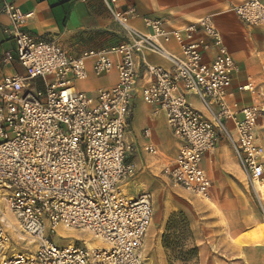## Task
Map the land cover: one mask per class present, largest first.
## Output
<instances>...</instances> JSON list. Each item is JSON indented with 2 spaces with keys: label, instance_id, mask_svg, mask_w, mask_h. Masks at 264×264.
<instances>
[{
  "label": "built area",
  "instance_id": "2783aa9c",
  "mask_svg": "<svg viewBox=\"0 0 264 264\" xmlns=\"http://www.w3.org/2000/svg\"><path fill=\"white\" fill-rule=\"evenodd\" d=\"M121 1L104 0L125 40L78 56L24 30L30 13L11 2L3 6L12 23L6 32L16 46L2 61L18 62L23 72L0 79V264H147L144 243L153 197L125 189L135 173L129 162L134 146L126 138L140 79L138 60L145 53L170 64L141 61L145 84L140 91L155 114L165 115L179 141L176 158L164 167L170 180L208 196L212 180L202 161L222 139L254 189L264 178V145L257 132L264 90L240 87L253 92V105L230 99L239 66L213 18L171 28L161 19L144 18L148 31H141L131 24L136 9L120 10ZM231 10L264 35V1L243 0ZM169 42L178 44L181 55L167 51ZM90 67L96 77L116 71L117 83L94 95L77 89V82L89 78ZM145 150L157 153L151 144ZM6 210L21 239L34 244L33 252H8ZM59 226L87 232L99 243L58 246L53 234Z\"/></svg>",
  "mask_w": 264,
  "mask_h": 264
},
{
  "label": "crops",
  "instance_id": "0c3cea01",
  "mask_svg": "<svg viewBox=\"0 0 264 264\" xmlns=\"http://www.w3.org/2000/svg\"><path fill=\"white\" fill-rule=\"evenodd\" d=\"M241 1L243 0H122L118 8L120 10L135 8L138 16L131 21V24L141 31H148L144 24V18L161 19L166 26L171 28L181 27L205 16H211L239 66V72L233 81V94L230 99H237L243 106H249L253 102L248 101V95L252 96L253 99H255V95L251 90L244 91L240 87L247 85L259 89H263V87H254L253 80H251L252 75L250 74H246L242 79L240 77L239 62L246 63L242 61L246 55L239 50L245 40L238 35V32L242 30L246 34L249 33V40L254 48L252 55L260 58L261 61L264 58V35L261 29L244 25L233 13L231 10L232 5ZM7 2L16 4L22 13L31 14L26 24L23 25L24 30L35 36L54 40L71 55L78 56L84 51L99 50L125 40L123 29L112 18L104 0H0V79L4 75L23 72V68L18 62L4 64L2 61L5 52L13 51L16 46L14 39L6 32L12 25L9 16L3 11V6ZM165 48L175 55H181V50L175 42L166 43ZM141 61L165 67L170 65L165 58L152 53H145L138 60L140 62L138 70L140 79L137 82L126 139L134 146L133 152L140 153L141 149L148 156H157L160 150L159 145L166 144V140L161 138L162 132L166 134V138L170 134L175 138L177 144L176 158L179 141L169 127L165 115L162 113L155 114L154 109L145 103L140 92L141 87L145 84V80L142 78L143 65ZM117 78L116 71L105 76L96 77L90 67L89 78L77 82L76 88L94 95L98 89L108 88L116 84ZM188 98L196 108L201 109L200 103L194 95H189ZM145 129L150 131L148 137L144 135ZM257 132L260 141L264 145L258 130ZM148 144L156 148L157 153L155 155L145 150ZM223 144L229 145L234 154L232 146L224 139L218 142L213 151L205 154L202 165L210 178L207 158L218 149L219 145ZM132 154L130 153L129 156ZM140 157H135L134 161L141 166ZM234 157L239 165L235 154ZM175 158L164 164L163 169ZM239 234L241 233L231 236L230 241H235V237ZM231 242L229 244L231 249L228 248L229 250L226 249L217 253L213 252L209 256L203 254L207 251L202 250L200 252V264H264V247L250 244L236 246Z\"/></svg>",
  "mask_w": 264,
  "mask_h": 264
},
{
  "label": "rangeland",
  "instance_id": "374dc122",
  "mask_svg": "<svg viewBox=\"0 0 264 264\" xmlns=\"http://www.w3.org/2000/svg\"><path fill=\"white\" fill-rule=\"evenodd\" d=\"M243 29V28H242ZM238 35L244 39L239 50L245 53L240 63V77L252 75L254 87L264 89V58L252 55L254 50L249 33L240 30ZM247 60V61H246ZM249 102H255L248 95ZM253 103L251 105H253ZM201 103H200V105ZM200 107V108H201ZM203 109V108H202ZM156 130V129H155ZM157 131V130H156ZM258 131L264 142V114L259 117ZM166 144L159 145L157 156L132 152L129 162L134 165L135 173L125 182V189L131 195L149 192L154 201L155 214L144 243L147 264H200V252L209 256L222 250H229L231 243L236 246L256 245L264 247V178L256 190L240 169L229 145H219L207 158L212 178L208 196L194 195L182 186L174 184L163 169L175 158L177 144L175 138L162 132ZM141 156V166L134 161ZM11 227L6 225L11 237L8 252L29 253L35 250L33 243L23 241L17 231L13 215L5 211ZM170 249L164 247V234L168 224ZM15 227L17 230H14ZM53 239L58 246L71 245L77 240H87L89 245H98L91 240L92 235L80 230L57 228ZM229 248V249H228Z\"/></svg>",
  "mask_w": 264,
  "mask_h": 264
},
{
  "label": "trees",
  "instance_id": "16d2710c",
  "mask_svg": "<svg viewBox=\"0 0 264 264\" xmlns=\"http://www.w3.org/2000/svg\"><path fill=\"white\" fill-rule=\"evenodd\" d=\"M174 223H173V221H172V223H170V224H168V226H167V232L164 234V247L165 248H167V249H170V243H171V241H170V237H169V232L172 230V228H174L172 225H173Z\"/></svg>",
  "mask_w": 264,
  "mask_h": 264
},
{
  "label": "bare ground",
  "instance_id": "6f19581e",
  "mask_svg": "<svg viewBox=\"0 0 264 264\" xmlns=\"http://www.w3.org/2000/svg\"><path fill=\"white\" fill-rule=\"evenodd\" d=\"M261 181H263V179L259 180L258 183H256V186L259 185V184L261 183ZM262 196L264 197L263 193L261 194V197H262ZM6 221L8 222V225L11 227V224L9 223V221L7 220V218H6ZM64 228H67V227H64ZM14 229H16V228L14 227ZM17 229H18V228H17ZM17 229H16V230H17ZM67 229H71V228H67ZM17 231H18V230H17ZM18 232H19V231H18ZM20 236H21V235H20ZM88 244H89V243H88ZM90 246H91V245H90ZM93 246H94V245H93Z\"/></svg>",
  "mask_w": 264,
  "mask_h": 264
}]
</instances>
